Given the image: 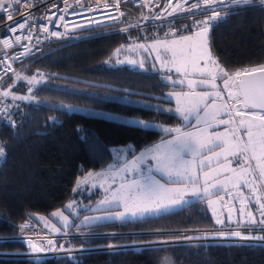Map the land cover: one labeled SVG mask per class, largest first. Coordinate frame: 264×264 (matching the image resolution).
<instances>
[{
  "label": "trees",
  "instance_id": "trees-1",
  "mask_svg": "<svg viewBox=\"0 0 264 264\" xmlns=\"http://www.w3.org/2000/svg\"><path fill=\"white\" fill-rule=\"evenodd\" d=\"M123 8L119 22L81 29L71 38L44 43L43 53L28 64H15L16 71L42 74L45 81L32 91L29 101L12 99L11 94L25 93L24 82L16 83L7 97L12 125L4 113L0 115V140L7 151L0 164V264H264L263 245L149 246L38 260L2 256L31 251L30 240L14 239L19 228L24 225L44 229L38 217L51 219L54 211L84 196L75 191L76 180L88 171L107 168L113 161L112 147L131 144L138 153L172 135L163 129L184 124L180 116L164 107L134 104L145 100L149 104L172 105L164 96L180 88L168 83L151 65L142 70L117 62V49L124 55V50L135 42L169 38L164 34V25L137 26L147 18L143 9L129 5ZM238 12L229 14L208 33L212 55L229 71L264 64V5L244 6ZM197 18L177 21L175 36L192 33ZM2 32L0 29V35ZM3 54L0 46V55ZM12 76L2 83L1 92ZM73 107L90 112L68 110ZM139 121L148 127H142ZM215 226L206 204L197 200L177 210L137 220L80 226L74 223L63 229L68 236L52 241L61 250H86L162 237L136 233ZM109 233L115 235H106ZM254 233L264 236L261 230Z\"/></svg>",
  "mask_w": 264,
  "mask_h": 264
},
{
  "label": "snow or ice",
  "instance_id": "snow-or-ice-1",
  "mask_svg": "<svg viewBox=\"0 0 264 264\" xmlns=\"http://www.w3.org/2000/svg\"><path fill=\"white\" fill-rule=\"evenodd\" d=\"M79 2V0H78ZM122 0H113V4L117 11H119V5ZM129 2L135 3V0H129ZM143 3H147V0H142ZM254 0H195V2L189 4L188 0H177L176 5L173 7L171 0H168V6L163 9V11L169 14L174 13L179 9L180 12H191L193 17L196 15L198 10L201 17L204 19L195 20L194 23L198 28L197 36H199L200 42L198 44L199 51L196 53L194 58L191 60L192 71L198 73L203 77L199 81L201 85H210L213 89L217 87L215 81L219 78L223 81V86L227 90V95L229 99L234 101H241L244 108L259 109V112H254L251 114L250 120H240V125H246L245 132L247 135V141L241 143V138L236 134L235 128H226L224 132L213 131L210 132L209 129L213 127V124L218 125H231L233 123L231 119V113H228L229 119H221L220 115L226 107L225 104H216V99L221 98V93L215 91L201 92L197 93L195 91L191 93H172L176 97L177 108L175 111L179 113L185 121H189L190 117L195 119L194 130L183 131L181 128H165L163 131L166 133H174L172 139L163 141L162 144L154 145L151 148L145 150V153H141L140 156L125 163L124 167L120 169V172L131 171L133 173H138L141 176L140 180L132 179L127 183H120L117 188L111 190L109 195L105 196V199L100 202V208L98 211H103L106 215L96 216V217H85V220L89 219L94 221H109V220H120L126 221L129 217H136L138 214L143 216L157 215L167 212L168 209L173 205H183L185 203H190L183 199L184 194L188 191H192L193 196L197 199L203 198L199 195L197 190V185H202L200 191L203 192L205 196L218 195L220 192L225 191L226 180L219 179L222 171L236 172V169L230 168V163L223 167L220 166V160L222 157L227 156H239L244 152H251L252 156L256 159V167L259 169V176L264 178V64L254 67H248L236 71L226 70L212 55L210 46L208 43V33L210 28L218 26L219 23L224 22L229 14H239L238 9L244 6L252 5ZM32 3V0H0V18H4L7 21H13V16L21 13V7L27 6ZM261 5H264V0H259ZM187 5V7H185ZM158 6V5H157ZM229 6H237L236 8ZM97 9L100 5L96 6ZM104 7H108L105 3ZM67 8V0H65V9L61 11L64 14L56 16V19L64 22L63 26L67 32L68 21H65V15ZM88 11L93 9L89 8ZM224 13V15H221ZM72 15H78L74 10ZM124 13L120 12V16ZM156 19H161L160 15L155 16ZM187 18V17H186ZM28 17H24V22L13 23L11 25H6L9 32L15 33L17 29L23 30L28 24ZM51 21L50 17H44ZM115 19V17H113ZM56 25H53L55 27ZM138 26V25H137ZM44 33H48L49 29L45 25H40ZM74 27H84L83 25H74ZM66 33H60L52 31L51 36L61 37ZM32 37V31L29 28L25 34V38L29 39ZM15 42L20 44L21 36H14ZM187 40L189 37H183ZM39 38H37V43ZM5 48H11L12 41L8 38H4L2 41ZM177 43L176 41L172 42ZM22 48L27 49V45H20ZM143 47V45H141ZM119 53L120 49L116 50ZM31 54L30 49L27 53L20 52L13 59H18L19 56ZM5 57L0 55V64L3 63ZM199 61H203V66H199ZM172 62L175 66L177 73L187 72L188 70V60L186 59V54L181 51L179 54L172 50ZM129 63L135 64L136 61H129ZM143 67V64L140 65ZM10 70V69H9ZM171 71V69H169ZM2 79V77H0ZM17 79L26 80L29 85H34L42 83V80H37L35 76L31 78L19 77ZM171 80V77H167ZM173 84L177 83L172 81ZM180 84L184 81L180 80ZM188 86L191 88L193 86V81H188ZM31 88L28 89L31 92ZM10 91L0 92V96L8 97ZM13 100H24L30 97L26 96H16L11 94ZM211 99V104L208 100ZM69 111L73 109L69 108ZM166 111H171L168 109ZM203 111V115H201ZM8 119L9 126L12 125L11 116L8 114L7 106L0 109ZM236 115L244 116L243 111H236ZM142 127L147 128L148 124L142 121L138 122ZM189 127L193 126L189 123ZM216 149H219L217 151ZM150 154L151 159L155 161V165H148L147 175H145L144 170L141 168L142 164L147 163L145 159V154ZM4 155V148L0 147V156ZM217 164V167L213 168V163ZM238 163L241 161L238 160ZM242 163H247V158ZM153 167L155 170L160 172L162 176L167 178L168 183L178 185V187H168L161 183L159 180L155 179L152 175ZM208 168V171H204ZM202 173L201 176L198 173ZM244 172H248V168L242 169ZM111 174V166L109 167L108 173H97L96 175L102 179H106L107 176ZM93 174L89 173L88 177ZM87 177L80 183H86ZM255 179V177H253ZM240 181L248 187L252 185L248 184L242 176ZM188 185H192L189 189ZM235 187H239V183L234 184ZM214 190V191H213ZM106 192L109 189H105ZM258 199V198H257ZM208 204L211 205L213 201L208 199ZM68 210H73V203L67 205ZM122 209V210H120ZM261 212L260 224L264 225V203L259 205ZM53 216H61L67 224L68 218L63 216L62 212H54ZM251 215V213H249ZM223 221L218 220L217 223H222ZM253 224L256 220L253 218L251 221ZM21 227H24L22 225ZM59 231V229H57ZM232 236L241 238L243 241L249 243L252 242V237L242 236L241 232L236 231L231 233ZM186 240L193 239L192 237H185ZM264 242V237L257 238ZM32 250L35 253H42L45 251H54L55 242L52 240L47 241V248L44 246H37L32 244ZM39 257H37V260Z\"/></svg>",
  "mask_w": 264,
  "mask_h": 264
},
{
  "label": "rangeland",
  "instance_id": "rangeland-1",
  "mask_svg": "<svg viewBox=\"0 0 264 264\" xmlns=\"http://www.w3.org/2000/svg\"><path fill=\"white\" fill-rule=\"evenodd\" d=\"M146 18L143 22L138 23V26H143V25H150L147 24L149 21ZM200 19H204V17H201ZM136 25L132 26L135 27ZM77 29L72 30V34L69 36L71 38L72 36H75L74 34L76 33ZM197 31L198 28L196 26L195 30L192 33L189 34H184V35H178V36H170L169 38H157V39H152V40H147L144 42H135L132 44V47H128L125 49L124 55H121L120 53H116L117 57V62L122 64L126 63L134 68L137 69H142L146 70L147 65H151L154 70H157L160 72L164 79L172 84L173 86L180 88V89H173L170 90L166 93L164 96L165 99L171 101L173 104H163L157 105V104H149L148 101L145 100H137L135 101L134 104H139L142 106H149L153 108H163L164 110L171 109V111L168 112H174L178 116H180L182 119L183 117L175 111L177 108V102H176V97L172 95V93H191L193 91L197 93L201 92H210L214 93L215 91H219L221 93V98L216 99V104H225L228 107L224 109V111L221 113L220 118L221 119H229L228 113H231V119L233 123L231 125H216L213 124V127L209 129L210 132L213 131H219V132H224L226 128H235L236 134L241 138V143H245L247 141V135L245 132V127L246 125H240V120H250L251 114L257 111L253 110H248L247 108L242 107V102L241 101H234L229 99L227 95V90L223 86V81L219 80V78L215 81L217 87L213 89L210 85H201L199 81L203 79L202 76H192V75H185L182 72L177 73L175 70V66H173L172 62V50H175L178 54L183 51L186 54V59L188 62H191V60L194 58L196 53H198L199 48L198 44L200 42V37L197 36ZM183 37H189V39L185 40ZM176 41L177 43L173 44L172 42ZM143 45V47H141ZM129 61H136L135 64L129 63ZM141 63L143 64V67H141ZM199 64L203 66V61H199ZM171 69V71H169ZM17 76L23 78H31L35 76L37 80H42L43 82L45 81V78L42 74L38 73H30L28 70H24L21 72V70L16 71V73L12 76V80L9 82L8 85L4 87V91H9V89H12L13 86H15L16 83L22 81L23 86L25 87V93L21 94L19 93L18 96H26L30 97L28 99H24L23 101H29L32 100V91L41 83L34 84V85H29L26 80L23 79H17ZM167 77H171V80L167 79ZM183 80L184 83L180 84L179 81ZM172 81H176L177 83L173 84ZM188 81H193V86L190 88L188 86ZM31 88V92L28 91V89ZM117 99V98H115ZM211 99L208 100V103L211 104ZM239 104H236V103ZM73 110H78L80 112H90L89 109L87 108H82V107H73ZM243 111L245 113L244 116H238L236 115V111ZM106 116L108 115L107 113ZM201 115H203V111H201ZM184 124L176 126L174 128H181L183 131H189V130H194L195 128V119L194 117H190L189 121H185L183 119ZM189 123L193 126L192 128L189 127ZM186 126V127H184ZM173 128V129H174ZM172 135L169 138L163 139L159 141L158 144H162L163 141L165 140H170L172 139ZM154 145H151L149 148L153 147ZM148 148H144L140 150L138 153H134V148L133 145L128 144L125 146H118V147H112V154H113V161L112 163L105 169L93 172V171H88L84 173L83 175H80L78 179L76 180L74 184V189L75 191H78L84 194V196L75 198L74 200H71L66 203V205L57 211L54 212H62L63 216L68 218L67 224L64 221V219L61 216H53L51 219H46L42 217H38L39 223L43 226L44 229L50 231L51 233H54V235H57L58 237H66L68 234L67 232L63 233V229H67L74 223L76 225H92V224H97L101 222H109V221H94L89 219L88 221L85 220V217H96V216H103L106 215L105 212L103 211H98L97 209L100 208V202L105 199L106 195H109L111 190H114L119 186L120 183H127L131 181L132 179H137L140 180L141 176L138 173H133L131 171L128 172H120V169H122L125 165L126 162L138 157L141 155V153H145V150ZM219 151V149H216ZM245 158H247V163H242ZM145 159L147 160V163L142 164L141 168L144 170L145 175H147V169L148 165H155V161L151 159L150 154H145ZM238 160L241 161V163H238ZM230 163V168L236 169V172L233 173L231 171H222L220 176L218 177L219 179H225L230 178L226 180V186H225V191L220 192L218 195H211V196H205L202 191H200L202 185H197V190L199 191V195L203 198L197 199L195 196H193L192 191H188L186 194H184L183 199L186 201H197V200H202L211 216L213 217L214 221L216 222L217 226L213 227L216 229H251L252 227H260L264 225L259 224L260 219H261V212L258 210L259 205L264 203V199L262 197H259L255 204L253 205H245L241 204L240 202H235V201H225L226 195H237L242 192H247V191H258V190H263L264 189V178L259 176V169L256 167L257 161L256 159L252 156L251 152H244L240 154L238 157L237 156H227L226 158L222 157L220 160V166L223 167L225 165H228ZM111 166V174L107 176L106 179H102L101 177L97 176V173H108L109 172V167ZM213 168L217 167V164L214 162L212 165ZM248 168V172L242 171V169ZM204 171H208V168H205ZM92 173L93 175L91 177H88V174ZM199 173V170H198ZM201 176L202 180V173H199ZM152 175L154 176L155 179L159 180L161 183L165 184L168 187H178V185L175 184H170L167 181V178L162 176V174L158 171L155 170V167H153L152 170ZM243 177L245 180L248 181V184L252 185L251 188L246 186L244 183L240 181V177ZM87 179L86 183H80L83 181L85 178ZM255 177V179H253ZM239 183V187H235L234 184ZM188 188L191 189L192 185H188ZM242 188V190H241ZM247 188V189H245ZM105 189H109L108 192L105 191ZM214 191V190H213ZM208 199H211L213 203L211 205L208 204ZM69 203H73V210H68L67 205ZM188 203H185L183 205L177 204L171 206L167 212L177 210ZM122 210V209H120ZM53 212V213H54ZM52 213V214H53ZM251 213V215H249ZM163 214V213H161ZM160 215V214H157ZM157 215H148L145 214L143 216H140L139 214L136 217H129L128 220H137L145 217H151V216H157ZM256 220V223L253 224L251 221L252 219ZM126 220V221H128ZM223 221L222 223H217V221ZM114 221H120V220H114ZM258 223V224H257ZM59 229V231H57ZM207 229V228H206ZM209 229V228H208ZM191 230V229H188ZM197 230V229H195ZM136 234H142V233H136ZM225 235V232L220 230L219 233L217 234H206L205 237L207 239H213L214 237L222 236ZM162 237L156 238L151 240V242L155 240H159L165 237H171L173 235H161ZM132 243H138L141 244L140 242H132ZM144 243V242H143ZM35 244V243H33ZM36 245V244H35ZM56 250L59 248L55 246ZM56 250L54 251H46L42 252L45 253L43 257L47 258H54L56 254H53ZM61 250V249H59ZM24 254L32 255L30 257H39V253L35 254L33 250L26 252ZM35 254V255H34Z\"/></svg>",
  "mask_w": 264,
  "mask_h": 264
},
{
  "label": "built area",
  "instance_id": "built-area-1",
  "mask_svg": "<svg viewBox=\"0 0 264 264\" xmlns=\"http://www.w3.org/2000/svg\"><path fill=\"white\" fill-rule=\"evenodd\" d=\"M195 2V0H188V3L191 4ZM105 3H107L108 7H104ZM172 6L174 7L177 3V0H171ZM227 3V0H226ZM260 4L259 0H254L253 4ZM97 5H100V8L97 9ZM129 5L133 8H140L145 11L147 15V20L149 21L147 24H161L164 25V34L168 37L174 36L177 33V29L174 24L177 21L185 19L186 17H193L191 12H180L177 9L176 12L169 14L168 12L163 11L168 6V0H147V3H143L142 0H135V3L129 2V0H122L119 5V11L115 8L113 4V0H67V8L65 15V21H68L67 32L63 26H61L64 22L56 19V16L64 14L61 10L65 9V0H32V3L27 6L21 7V13L13 16V21H7L2 18L0 23V29L3 31L0 35V46L4 51L2 56L5 57V60L2 64H0V86L4 81L9 79L16 71L15 64L22 63L24 66L28 64V62L41 53H43V44L50 43L55 41H60L63 39L69 38V36L73 33V29H77V31L81 29H95L100 26L116 23L122 19L120 16V12L124 13L123 6ZM158 5V6H157ZM187 7V5H185ZM236 8L237 6H229ZM93 9L92 11H88L87 9ZM76 11L78 15H72L73 11ZM196 11L197 20H200L201 15L198 10ZM160 15L161 19H156L155 16ZM24 17H28V24L23 32L19 29L13 34L9 32L6 28V25H11L15 23L24 22ZM44 17H50L51 21L48 19H44ZM115 17V19H113ZM146 21V20H145ZM40 25H45L48 27L49 32L44 33L40 27ZM53 25H56L53 27ZM74 25H83L84 27H74ZM32 31V37L29 39L25 38V34L28 29ZM52 31L66 33L61 37L51 36L50 33ZM20 35L21 42L17 44L15 42L14 36ZM4 38H8L12 41L11 48H5L2 41ZM37 38H39V42L37 43ZM20 45H27V49L22 48ZM30 49V55L25 54L19 56L18 59H13V57L17 56L20 52L27 53ZM10 69V70H9ZM1 88V87H0ZM1 92V91H0ZM236 104H239L238 102ZM7 106L8 109V99L7 97L0 96V109ZM243 107V104H242ZM3 112H0L2 115ZM0 147L4 148V155L0 156V164L5 160L7 156V151L4 145L0 140ZM262 197L264 199V189L258 191H247L242 192L237 195H226L225 201L231 202H240L245 205H253L255 204L257 198ZM222 230L225 232V235L214 237L213 239H207L205 237L206 234H217ZM264 231V227H255L251 229H216V228H204V229H191V230H170V231H152L142 234L148 235H173L171 237H165L159 240H155L153 242H142L138 243H125L116 246H108L102 248H92L86 250L73 249L70 251L65 250H56L53 254H56L54 257H58L65 254H76L86 251H96V250H118V249H133L140 250L144 247L149 246H166V245H184V244H203V245H236V246H257L263 245L264 242L260 241L259 237H264L263 235H259L254 233L255 231ZM239 231L242 236L252 237L253 240L251 243L247 241L241 240V238H237L231 235V233ZM106 235H115V233H109ZM58 237L57 235L51 234L44 229L36 226H24L19 228L17 235L14 239H23L30 240L32 243H35L37 246H44L47 248V241L52 240ZM185 237H192L191 240H186ZM46 252V251H45ZM37 254V253H35ZM34 254V255H35ZM45 253H39V258L43 257ZM2 256L7 257H28L32 259H37V257H30L32 255L24 254V253H10V254H2Z\"/></svg>",
  "mask_w": 264,
  "mask_h": 264
},
{
  "label": "water",
  "instance_id": "water-1",
  "mask_svg": "<svg viewBox=\"0 0 264 264\" xmlns=\"http://www.w3.org/2000/svg\"><path fill=\"white\" fill-rule=\"evenodd\" d=\"M199 66H202V65L199 64ZM187 72H188V73H192V74L195 75V76H200L198 73L192 71V65H191V62L188 63V70H187ZM182 73H186V72H183V71H182ZM247 109H252V108H247ZM252 110L259 112V109H252Z\"/></svg>",
  "mask_w": 264,
  "mask_h": 264
},
{
  "label": "crops",
  "instance_id": "crops-1",
  "mask_svg": "<svg viewBox=\"0 0 264 264\" xmlns=\"http://www.w3.org/2000/svg\"><path fill=\"white\" fill-rule=\"evenodd\" d=\"M183 74H185V75H192V76H194V77H196L195 75H193L192 73H188V72H186V73H183ZM174 134V133H173ZM150 147V146H149ZM149 147H147V148H149ZM250 188V187H249ZM245 189H247V188H245ZM241 190H242V188H241Z\"/></svg>",
  "mask_w": 264,
  "mask_h": 264
}]
</instances>
